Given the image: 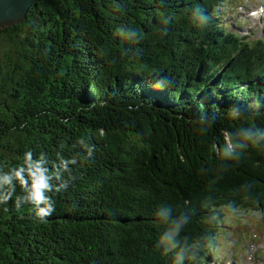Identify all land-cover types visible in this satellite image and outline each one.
I'll return each instance as SVG.
<instances>
[{
    "label": "trees",
    "instance_id": "obj_1",
    "mask_svg": "<svg viewBox=\"0 0 264 264\" xmlns=\"http://www.w3.org/2000/svg\"><path fill=\"white\" fill-rule=\"evenodd\" d=\"M213 6L38 0L0 29V264H201L263 211L262 44L223 66Z\"/></svg>",
    "mask_w": 264,
    "mask_h": 264
},
{
    "label": "rangeland",
    "instance_id": "obj_2",
    "mask_svg": "<svg viewBox=\"0 0 264 264\" xmlns=\"http://www.w3.org/2000/svg\"><path fill=\"white\" fill-rule=\"evenodd\" d=\"M211 1L214 6L219 4L217 8H214V6L213 8L218 11L222 22L224 19H227L225 22H230L239 17L242 19L240 26L244 32L257 36L264 32V17L257 19L248 18L247 16V14L249 15L247 11L250 9L253 11L254 8H264V0ZM222 3L227 4L226 8H221L222 6L220 4ZM239 5L242 7H239ZM238 14L242 16H238ZM229 29L230 32L241 33V30L236 27H231ZM262 36H264V34ZM17 41L18 39H15L13 42L8 43L5 37H0V56L4 55L5 52H10L11 56H15V53L20 49ZM1 151L2 150H0V152ZM0 173H3L2 169H0ZM258 209L264 211V208L258 207ZM240 213H242V211H240ZM260 217V214H255V217L249 219V222L233 215H224L222 217L220 231L223 229L226 230L225 233L228 234V236H226V240L222 241L219 260H222L225 264H264V217L261 220ZM252 229L255 230L253 233L251 231ZM202 231L203 227H194L191 230L192 234L189 236L193 244L199 242Z\"/></svg>",
    "mask_w": 264,
    "mask_h": 264
},
{
    "label": "bare ground",
    "instance_id": "obj_3",
    "mask_svg": "<svg viewBox=\"0 0 264 264\" xmlns=\"http://www.w3.org/2000/svg\"><path fill=\"white\" fill-rule=\"evenodd\" d=\"M239 7H242L241 5H239ZM252 9L248 10L247 12H251ZM257 13H260V10L257 11ZM238 16H242V15H239ZM253 16V15H252ZM250 18V16L248 17ZM227 19H224L223 20V23L225 25H228L229 28L231 27H236L238 29L241 30V33L239 32L238 33H235V32H230L231 36L230 37H227L229 38L230 40H232L235 44V46L238 48L237 52H235L232 56H229L226 60V62H224L222 65L225 66V67H230V66H234L236 64V61L241 57V56H247L249 55L250 52H254L256 55H258L260 53V51L258 49H254V50H251V47L252 45L255 46V44L257 43H260L262 44V54H264V36H262L264 34V32L257 36V35H252L251 33H247V32H244V30L242 29V27L240 26L241 22H242V19L241 18H237V19H234L230 22H225ZM221 27H224L225 29H223L224 31V34L219 36V38L221 39H225L226 38V34H228L229 32L227 31V27L226 26H221ZM263 31H264V28H263ZM233 46V47H235ZM226 53L224 52H221V55H225ZM250 60V59H249ZM242 63V62H241ZM249 65L253 68H256L257 69V66H256V62H248ZM264 70V67L262 68ZM224 70H222V72H224ZM121 80V79H120ZM193 248L197 249V244H193ZM211 258V256H210ZM208 264H225L222 262V260H219L217 258L216 261H212L210 260L208 262Z\"/></svg>",
    "mask_w": 264,
    "mask_h": 264
},
{
    "label": "water",
    "instance_id": "obj_4",
    "mask_svg": "<svg viewBox=\"0 0 264 264\" xmlns=\"http://www.w3.org/2000/svg\"><path fill=\"white\" fill-rule=\"evenodd\" d=\"M36 1L38 0H0V29L21 24Z\"/></svg>",
    "mask_w": 264,
    "mask_h": 264
},
{
    "label": "clouds",
    "instance_id": "obj_5",
    "mask_svg": "<svg viewBox=\"0 0 264 264\" xmlns=\"http://www.w3.org/2000/svg\"><path fill=\"white\" fill-rule=\"evenodd\" d=\"M261 12H264V8L260 9ZM251 15L256 16L258 15L257 12H252ZM28 154L26 153V156ZM227 156V154H225ZM231 159L237 160L238 157H229ZM17 179H21L19 176V173H17ZM39 179V178H37ZM23 180L21 179V186L23 187ZM45 187V185H43L42 183H34L33 186V191L31 193V196L29 198L30 203H32L33 205H39L41 203L45 204V207L43 208H38V210H36V216L43 220L45 217H48L52 214V212L55 210L53 208V206L49 203L46 202L45 197L42 194V189ZM17 208H19V206H16Z\"/></svg>",
    "mask_w": 264,
    "mask_h": 264
}]
</instances>
